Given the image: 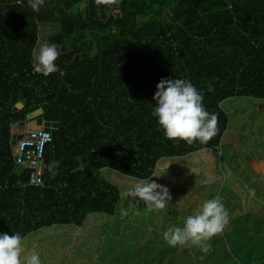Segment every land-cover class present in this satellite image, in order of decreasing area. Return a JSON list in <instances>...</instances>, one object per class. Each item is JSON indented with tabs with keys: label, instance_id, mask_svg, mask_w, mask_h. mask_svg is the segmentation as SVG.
<instances>
[{
	"label": "trees",
	"instance_id": "obj_1",
	"mask_svg": "<svg viewBox=\"0 0 264 264\" xmlns=\"http://www.w3.org/2000/svg\"><path fill=\"white\" fill-rule=\"evenodd\" d=\"M41 23L59 25L49 42L61 47L56 63L62 77L32 69ZM161 78L189 79L203 92L206 109L217 114L218 131L207 144L165 137L152 115ZM238 98L264 101V0H45L39 11L28 0H0V232L26 237L24 254L37 252L42 264H87L82 253L91 244L94 251L95 239V254L106 261L121 254L116 247H127L112 224L128 189L108 172L134 182L162 176L152 179L171 197L184 183L181 169L175 177L169 169L191 157L203 162L206 178L187 188L205 187L196 183L212 176L215 191L207 199L216 197L220 164L232 153L230 146L221 150L224 135L242 122L233 112L230 123L223 105ZM39 109L41 115L27 120ZM28 127H43L52 137L44 149L43 187L31 184L33 170L17 166L13 156ZM52 161L59 162L55 174ZM239 189L229 199L230 218L244 220L246 243L238 248L212 251L204 260L191 243L171 248L143 237L136 252L149 247L148 264H264V211L241 208L264 205L252 196L256 190L264 195V184L248 197L244 186ZM142 211V224L158 230ZM170 213L174 222L185 215ZM136 232L135 240L143 235L135 226Z\"/></svg>",
	"mask_w": 264,
	"mask_h": 264
},
{
	"label": "rangeland",
	"instance_id": "obj_2",
	"mask_svg": "<svg viewBox=\"0 0 264 264\" xmlns=\"http://www.w3.org/2000/svg\"><path fill=\"white\" fill-rule=\"evenodd\" d=\"M17 1L18 0H4V2ZM59 31L60 29L58 23H41L39 25V40L36 48H38L42 44L50 43L49 37H52ZM58 50L61 51V47H58ZM226 103L228 105H223V107L227 110L230 116V123L233 112L235 115L239 116L242 121L241 124L235 125L234 127H232V129L228 130L225 133L223 139L224 146L221 148V150L223 149L224 151H227V148L230 146L232 153L230 155L226 154L223 163H221L220 161V171L223 172V183L215 198H219L224 205L229 214V220L225 228L210 240L202 241L199 245H191L192 247H194V250L192 252L195 255H200L204 260L210 259L208 258V256L212 253V251H216L217 253L221 252L223 249L233 250L238 248L241 243H246V240L242 239V235L240 234V226H243L244 220L240 218L233 221V218H230L229 210L231 207V202L229 201V199H232V196L234 197V193L240 188V185L244 186V188L246 189V197H248L249 194L252 195L255 187L264 184H261L262 181H264V101H254L247 98H238L231 99ZM178 169H181V181L182 183H184L182 186H184L185 189H183L181 185L174 187V190L172 192L173 196H171L172 199H170L164 209L160 210H149V208L146 207L144 203H140L138 206L136 205L132 207L131 205H133L134 202H141L139 198L130 197L128 195V192L134 187L136 182L131 181L130 179L124 180V178L116 176L113 172H108L109 178L113 177V179L117 182L123 180L124 182H122L121 184L125 189H128V192L123 198L124 202L119 208L117 215L118 217L115 223H113L111 219H108L105 221V226H107L109 230V226L113 223L112 227H118V229L120 228V234L117 235L118 239L122 241L120 244L126 245V247L128 248L129 241L133 243L132 245L134 246L130 250L124 247H116L115 252L120 251L122 253L115 255L110 260L106 261V258H102L99 256V252L95 254L97 249V240L95 239V249H93V252H90L92 244L89 248H82V250L84 249L82 254L88 255L87 259L89 260V263L87 264L94 263V261L92 262L90 260L91 256L96 260L95 263L99 262L102 264H148L149 258H147V256H149V252L147 251V248L149 247L144 246L140 252H136L139 247V242L141 241V239H143V237L146 240L145 242L152 243L157 246L171 248L178 247V245H167L162 238V233L170 225L182 226L184 218L187 217L186 214H193L194 210L192 208L196 207L197 209L198 206L201 205V198L207 200V198H210L214 195L215 191L213 190L214 187L212 183L214 182L212 181V176L208 177V179H211V182H208V180H206L204 181V183H196V186L206 184L205 187L199 188L198 190L197 188L194 189L193 186V190L189 189V186L187 188V185L189 183L193 185L194 182L201 181L202 179L206 178V167L203 166V162L200 161L196 163V160L193 161V158L188 157L185 158L184 162L177 164L173 163V165H171V169H169L172 170L173 177H175L174 173H180V170ZM118 178L121 180H119ZM238 192L241 193V195L242 193H244L242 189H239ZM252 196L264 200V195L258 192V190H256L254 192V195ZM235 199L236 197L233 198V200ZM243 203H247L245 198ZM248 206V209L245 206L241 208L244 212L264 211L263 204H261V206L256 205L254 206V208L251 207L250 204H248ZM175 209H177L180 213L185 212V215L182 216V220H179L178 222H174V220L169 219L171 214L170 211ZM141 210H143L142 212L145 214L149 213L154 221L153 224H155L159 228L158 230L148 229L146 226H144V224H142V222L140 221L141 217H139ZM130 214L131 216L129 217ZM254 217L256 216L251 215V219H253ZM253 224L254 222H251V225ZM135 226L143 233L142 237H137V240H135V235H140L139 232H136V234H132V229H135ZM60 233L63 235L64 232ZM102 235L105 236L103 233ZM112 239L115 240L116 238ZM187 244L189 243H185L184 245ZM143 252L144 255L141 254ZM76 264L85 263L81 260H77Z\"/></svg>",
	"mask_w": 264,
	"mask_h": 264
},
{
	"label": "clouds",
	"instance_id": "obj_3",
	"mask_svg": "<svg viewBox=\"0 0 264 264\" xmlns=\"http://www.w3.org/2000/svg\"><path fill=\"white\" fill-rule=\"evenodd\" d=\"M33 11L45 4V0H28ZM60 51L55 43H45L32 52V69L35 73L47 77L64 72L56 63ZM211 85L208 92H213ZM154 106L152 115L165 137L172 141H183L187 144L199 142L207 144L217 134V114L209 112L204 105V94L189 79L161 78L156 84L152 97ZM59 162L49 163V171L55 174ZM137 180L128 192L130 197L139 198L149 210L164 209L171 197L169 189L152 178ZM126 214V213H122ZM229 220V214L219 198L204 200L201 205L183 220L182 226L170 225L162 238L169 246L191 243L199 245L220 233ZM26 237L20 233L0 232V264H42L40 255L32 251L24 254Z\"/></svg>",
	"mask_w": 264,
	"mask_h": 264
},
{
	"label": "built area",
	"instance_id": "obj_4",
	"mask_svg": "<svg viewBox=\"0 0 264 264\" xmlns=\"http://www.w3.org/2000/svg\"><path fill=\"white\" fill-rule=\"evenodd\" d=\"M52 141L51 134L46 132L43 127H28L22 132L17 141L13 156L15 163L21 168L33 170L31 184L43 187L44 149Z\"/></svg>",
	"mask_w": 264,
	"mask_h": 264
},
{
	"label": "water",
	"instance_id": "obj_5",
	"mask_svg": "<svg viewBox=\"0 0 264 264\" xmlns=\"http://www.w3.org/2000/svg\"><path fill=\"white\" fill-rule=\"evenodd\" d=\"M17 106H18V108H21V107H22L21 104H18ZM42 112H43L42 109H39V110H37V111L31 113L30 115L27 116V120H32V119H34L35 117L41 115Z\"/></svg>",
	"mask_w": 264,
	"mask_h": 264
}]
</instances>
